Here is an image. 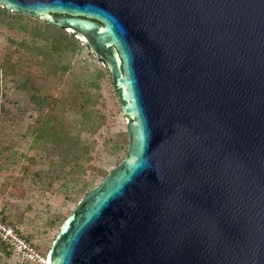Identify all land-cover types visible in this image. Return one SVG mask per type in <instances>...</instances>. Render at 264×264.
Here are the masks:
<instances>
[{"label": "water", "instance_id": "95a60500", "mask_svg": "<svg viewBox=\"0 0 264 264\" xmlns=\"http://www.w3.org/2000/svg\"><path fill=\"white\" fill-rule=\"evenodd\" d=\"M109 69L125 156L42 264H264V0H0Z\"/></svg>", "mask_w": 264, "mask_h": 264}, {"label": "rangeland", "instance_id": "374dc122", "mask_svg": "<svg viewBox=\"0 0 264 264\" xmlns=\"http://www.w3.org/2000/svg\"><path fill=\"white\" fill-rule=\"evenodd\" d=\"M79 37L0 8V212L44 256L128 145L109 69ZM9 251L0 264H42Z\"/></svg>", "mask_w": 264, "mask_h": 264}, {"label": "built area", "instance_id": "2783aa9c", "mask_svg": "<svg viewBox=\"0 0 264 264\" xmlns=\"http://www.w3.org/2000/svg\"><path fill=\"white\" fill-rule=\"evenodd\" d=\"M0 241L16 253L21 261L43 263L40 249L27 240L19 229L0 212Z\"/></svg>", "mask_w": 264, "mask_h": 264}, {"label": "trees", "instance_id": "16d2710c", "mask_svg": "<svg viewBox=\"0 0 264 264\" xmlns=\"http://www.w3.org/2000/svg\"><path fill=\"white\" fill-rule=\"evenodd\" d=\"M0 8H2V9H4V10L6 9L5 7H0ZM59 28H60V27H59ZM70 41H71V40L68 39V42H70ZM99 59H100V58H99ZM100 60H101V59H100ZM0 246H1V248L4 249L6 252H8V253L10 252V251H9L10 248H9L8 246L4 245L1 241H0ZM25 263H29V262H25Z\"/></svg>", "mask_w": 264, "mask_h": 264}]
</instances>
